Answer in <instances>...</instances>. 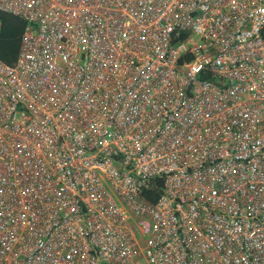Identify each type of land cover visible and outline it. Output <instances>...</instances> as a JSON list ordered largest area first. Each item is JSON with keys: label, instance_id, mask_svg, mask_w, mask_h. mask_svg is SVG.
Wrapping results in <instances>:
<instances>
[{"label": "built area", "instance_id": "2783aa9c", "mask_svg": "<svg viewBox=\"0 0 264 264\" xmlns=\"http://www.w3.org/2000/svg\"><path fill=\"white\" fill-rule=\"evenodd\" d=\"M0 11V264H264V0Z\"/></svg>", "mask_w": 264, "mask_h": 264}, {"label": "trees", "instance_id": "16d2710c", "mask_svg": "<svg viewBox=\"0 0 264 264\" xmlns=\"http://www.w3.org/2000/svg\"><path fill=\"white\" fill-rule=\"evenodd\" d=\"M26 22L17 15L0 11V59L7 64L15 62L19 46L20 38L24 31ZM157 187L153 188L154 196L147 198L153 202L159 194V181Z\"/></svg>", "mask_w": 264, "mask_h": 264}]
</instances>
